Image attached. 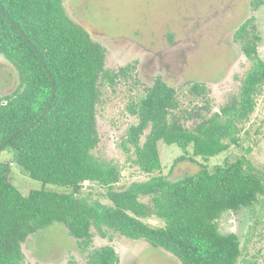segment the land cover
Listing matches in <instances>:
<instances>
[{"label":"trees","instance_id":"16d2710c","mask_svg":"<svg viewBox=\"0 0 264 264\" xmlns=\"http://www.w3.org/2000/svg\"><path fill=\"white\" fill-rule=\"evenodd\" d=\"M254 21L251 16L235 32L253 66L239 95L219 111L187 126L176 88L162 77L130 103L137 122L127 144L150 178L122 186L117 168L94 151L102 81L114 82L125 68L106 69V48L68 14L64 0H0V54L20 77L15 90L0 98V264H23L24 243L54 222L67 228L86 264L120 261L112 245L93 247L94 229L102 234L105 227L164 248L181 264H255L239 236L218 225L225 213L249 209L264 197V177L245 155L213 170L204 164L178 180L157 173L161 141L205 160L240 145L239 124L253 112L264 85ZM191 91L205 94L201 84ZM11 150L40 189L21 193L11 162L1 158ZM87 182L101 184L110 205L81 196ZM152 217L163 225L146 221Z\"/></svg>","mask_w":264,"mask_h":264},{"label":"rangeland","instance_id":"374dc122","mask_svg":"<svg viewBox=\"0 0 264 264\" xmlns=\"http://www.w3.org/2000/svg\"><path fill=\"white\" fill-rule=\"evenodd\" d=\"M64 5L68 14L106 48V69L119 72L125 68L114 82L102 81L97 106L100 142L94 151L103 163L117 168L122 186L150 178L129 151L128 133L137 117L128 107L146 95L157 77L176 88L186 124L191 127L202 115L210 116L239 95L253 61L241 50L235 32L251 16H255L261 36L259 55L264 60V0H64ZM19 82L17 68L0 54V98L13 92ZM195 84H201L205 94L193 93ZM239 127L240 145H232L209 160L161 141L162 168L157 173L178 180L198 172L204 164L213 170L245 155L264 177V85L253 112ZM1 158L11 162L21 193L28 195L42 187L17 164L15 151H5ZM104 190L97 182H87L81 196L110 205ZM146 221L163 225L156 217ZM218 225L223 233L239 236L246 257L264 264V197L249 209L225 213ZM93 240V247L112 245L120 257L117 264H181L164 248L106 227L102 234L94 229ZM24 252L23 264H70L73 259L86 264V256L80 254L76 240L61 222L30 236Z\"/></svg>","mask_w":264,"mask_h":264}]
</instances>
